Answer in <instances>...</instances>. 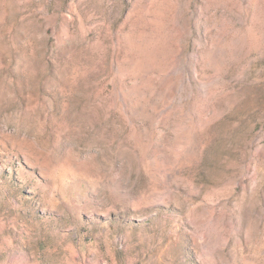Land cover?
Masks as SVG:
<instances>
[{"label": "rangeland", "instance_id": "374dc122", "mask_svg": "<svg viewBox=\"0 0 264 264\" xmlns=\"http://www.w3.org/2000/svg\"><path fill=\"white\" fill-rule=\"evenodd\" d=\"M0 264H264V0H0Z\"/></svg>", "mask_w": 264, "mask_h": 264}]
</instances>
